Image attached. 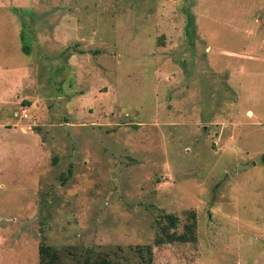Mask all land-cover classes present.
Returning <instances> with one entry per match:
<instances>
[{
  "label": "rangeland",
  "instance_id": "rangeland-1",
  "mask_svg": "<svg viewBox=\"0 0 264 264\" xmlns=\"http://www.w3.org/2000/svg\"><path fill=\"white\" fill-rule=\"evenodd\" d=\"M163 214L152 264H264V0H0V264H136Z\"/></svg>",
  "mask_w": 264,
  "mask_h": 264
},
{
  "label": "trees",
  "instance_id": "trees-1",
  "mask_svg": "<svg viewBox=\"0 0 264 264\" xmlns=\"http://www.w3.org/2000/svg\"><path fill=\"white\" fill-rule=\"evenodd\" d=\"M159 217L160 219L155 221V234L152 243L136 247L138 258V263L136 264H152V250L154 247L165 244L194 243L196 241L194 215H191L188 223L183 226L182 232H179L177 229L179 222L177 216L163 214L159 215ZM86 254L87 257L84 260V264H125L111 260L106 255L98 254L93 256V252L90 249L87 250ZM39 257V264H61L58 249L44 245L43 243L39 246Z\"/></svg>",
  "mask_w": 264,
  "mask_h": 264
}]
</instances>
